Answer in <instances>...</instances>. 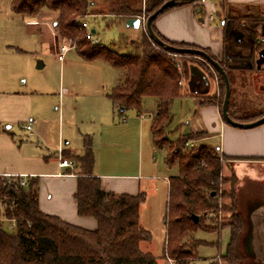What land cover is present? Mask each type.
<instances>
[{
    "label": "trees",
    "instance_id": "16d2710c",
    "mask_svg": "<svg viewBox=\"0 0 264 264\" xmlns=\"http://www.w3.org/2000/svg\"><path fill=\"white\" fill-rule=\"evenodd\" d=\"M165 1L10 0V7L14 14L29 18L36 17L41 11L55 13L58 36L60 39L69 40L81 58L87 61L101 58L111 67L120 69L121 79L106 95L119 115L130 109L140 111L143 98H154L156 107L151 117L150 137L153 148L157 150L162 148L165 140L161 133L169 127L173 118V101L182 96L178 81L181 77L187 78V64L194 61L192 58H198L205 70L211 68L216 73L219 97L216 100L211 97L202 103L216 104L219 109L224 99L221 74L196 54L164 49L147 36L144 28L138 39L128 40L123 37L119 44L108 46L88 37V30L82 23L86 22L84 19L89 16L123 23L136 17L144 21ZM201 1L185 3L193 4L197 15L201 16ZM212 1L217 9L222 11L221 13L217 10L216 15L220 21L223 20L225 37L233 27L250 33L253 21L263 17L243 14L239 7L264 6L234 5L227 0ZM156 17L151 21V28L165 43L179 48L200 49L193 44L165 39L155 29ZM243 20H246V25L241 22ZM241 24L245 26L241 27ZM250 34L254 47L249 56L254 57L255 52L264 48V38L258 43L257 34ZM201 50L216 60L207 49ZM247 57L233 59L242 60ZM228 58L224 57L218 61L227 77L230 68ZM227 113L237 122L257 118V115L245 116L231 103L230 98ZM196 134L206 136V133L191 132L180 135L191 140ZM160 135L162 137H159ZM180 146L175 147L171 155L164 156L166 166L170 168L176 165L177 172L168 177L163 257L171 260L173 264H193L197 259V246L207 243L194 239L192 233L198 228L213 231L228 227L229 241L225 253L220 257L227 264H252L251 256L244 251L243 239L248 232V221L237 208L235 176H231L230 191L220 194L230 200L229 222L218 227L216 222L206 223L205 216L221 206L218 201V189L227 180L221 175L222 163L226 157L219 152L218 146L210 144L192 146L187 152H182ZM93 165L91 139L86 138L83 142V152L74 155V167L67 173L72 172L74 168L78 170L73 195L76 211L79 216L95 219L94 229L79 227L56 215L42 212L38 206L36 177L27 178L25 185H20L21 177L7 178L0 175V264H157L154 255L139 248L140 241L150 239L149 231L143 228L138 220L139 206L145 199V193H114L103 190L100 179L93 175ZM212 192L214 194H211ZM192 215L198 216L196 222L192 220Z\"/></svg>",
    "mask_w": 264,
    "mask_h": 264
},
{
    "label": "crops",
    "instance_id": "0c3cea01",
    "mask_svg": "<svg viewBox=\"0 0 264 264\" xmlns=\"http://www.w3.org/2000/svg\"><path fill=\"white\" fill-rule=\"evenodd\" d=\"M227 2L234 5L264 6V0H227ZM200 3L203 6V15L201 16L197 15L193 4L184 3L170 7L156 17L154 21L156 31L169 41L189 43L200 49H207L217 62L224 57H229L228 67H230L231 75L229 96L231 100L233 98V102L238 108L243 107L244 99L248 98L249 100L256 96L264 99V63L256 62L259 57L258 53L256 57H253V64L245 63L244 58L243 61H234L233 57L249 56L250 41L234 32L225 37L221 21L216 15L218 9L215 3L212 0H202ZM140 19V25L135 29L141 33L143 19ZM56 24L57 15L50 11H41L30 22H27V25L36 31L46 30L49 49L57 56L61 39L57 34ZM92 30L90 31L92 32ZM254 30L260 38L264 32V25L257 23ZM16 50L22 51L19 48ZM3 52L4 49L0 48V175L7 178L21 177V180L24 181L27 178L36 177L38 179V206L42 212L56 215L79 227L94 229L96 227L95 219L79 216L76 211L73 197L76 189V173H67L71 169L60 168L57 157L52 156V153L37 152V145L31 141L22 140L18 134L19 131H25L23 125L27 122L28 117L32 118V129L35 120L30 115L29 92L14 84L11 76L3 75L5 66L1 63ZM63 59L58 60L63 61ZM188 72V78L184 82L188 91L182 96L192 98L194 104L190 132L206 133L208 142L215 138L219 139V151L226 157L222 163L221 175L226 177L229 172V175L235 176L237 179V208L247 219L248 228L252 224L254 228L263 229L264 185L261 183L259 189L257 183L260 180L264 182V122L249 128L231 126L223 119L221 109L216 104L202 103L209 99L206 97L207 95L218 94L219 85L214 70L211 68L205 70L193 61L189 62ZM121 76L122 71L119 73V77ZM212 97L217 98L216 95ZM154 106V101L146 109L141 104L140 111L130 109L125 111L128 112L126 115H119L112 108L109 118H106V111L103 112L105 117L98 127L102 132V139L107 138L110 146L104 164L96 160L92 148L93 143H91L94 154L93 175L100 179L103 190L114 193L136 194L141 191L145 193V199L139 206L138 216L139 224L145 229L147 228L142 222V209H144V204L149 196V187L153 186L155 180H158L162 175L152 156L147 163H143L142 160L145 131L149 134L146 142L147 148L151 152L155 151L150 137V123ZM145 110L146 113H144ZM254 113L256 112L249 111L243 114L250 116ZM59 151L62 156L76 154L67 149L59 148L57 152ZM162 180L168 191V176L164 175ZM244 183L249 184V189L246 192L247 199L241 204V188ZM263 239L259 240L257 236L256 241L262 243ZM150 240L151 238L140 241V250L154 255L157 264H159L158 257H162L163 264H173L171 260L164 258L162 253L159 256L153 252ZM219 257L220 255L212 258L211 262Z\"/></svg>",
    "mask_w": 264,
    "mask_h": 264
},
{
    "label": "rangeland",
    "instance_id": "374dc122",
    "mask_svg": "<svg viewBox=\"0 0 264 264\" xmlns=\"http://www.w3.org/2000/svg\"><path fill=\"white\" fill-rule=\"evenodd\" d=\"M239 8L242 9L243 14L264 15V7ZM219 11L222 13L221 10ZM32 19L14 14L10 7V0H0V48L4 49L1 63H3V66L5 65L3 75L5 77L11 76L14 84L29 92L30 115L35 120L31 134L25 131H19L18 134L22 140L31 141L37 145V152L39 151L42 154L52 153V156L55 157L59 155V152H57L59 148L71 150L76 153L75 155L81 154L83 152V142L86 138H89L93 143L92 148L96 160L104 164L110 146L107 138L102 139V132L98 125L105 117L103 112L106 111V118L110 117L109 112L113 107L106 95L115 82L118 80V83L121 79L119 77L121 70L111 67L101 58L92 61L84 60L77 54L74 45L64 56L63 61H59L57 56L49 49L46 30L36 31V29H32L27 25V22ZM84 20L87 23V30H94V33L91 32L92 38L108 46L119 44L123 37L128 40L139 38L140 31L127 27L125 22L104 21L100 17L91 16L86 17ZM241 22L245 24L246 20ZM16 48L21 49L23 52L16 50ZM121 49L123 48L121 47ZM257 53L255 52L254 57L257 56ZM192 59L200 65L198 58ZM39 62L42 67H37ZM188 65L189 63L187 68ZM230 76L229 73V83ZM187 78L181 77L179 80L181 84L178 83L182 95L188 91L187 86L184 84ZM219 92L220 90H218V94H209L206 97L211 98L216 95L218 99ZM248 97L251 98V96ZM152 101L156 102L152 97L143 98V108H148ZM243 102V107L238 108L234 104L233 98L231 100V103L240 112H245V114L249 111L256 112L250 116L257 115V118L264 116V99L256 96L249 100L248 98L247 100L244 99ZM155 107H153V112H155ZM193 111L192 98L181 96L174 99L171 108L172 121L169 127L161 133L165 137L161 149L151 152L146 144L149 134L145 131L146 137L144 135L143 163H147L152 156V159L156 162V167L162 174L158 180H155L153 186L149 187V196L144 204V209H142L143 225H146L150 233L153 252L159 256L161 253L163 255L165 246L166 226L164 215L168 200V191L162 178L164 175L169 177L177 172L176 165L170 168L166 166L164 156L171 155L173 149L178 145L182 146V152H187L190 147H198L202 143L219 147L218 138L208 142L205 135H193L191 140H187L180 135L181 133L190 132ZM115 112L118 113L116 110ZM127 113L124 112L123 114L126 115ZM144 113H146V110ZM161 135L159 137H162ZM65 157L74 161V155ZM72 172H78L77 168H74ZM222 177L227 180L218 189V201L221 206L205 216L206 223L213 224V222H216L217 227L220 224L228 223L230 219V213L228 212L230 200L227 196H221L220 194L223 191L225 194L230 191L232 180L229 172L226 177ZM261 183L264 185L261 180L257 183L259 189ZM241 189V204H243L247 199L246 192L249 189V184L244 183ZM192 236L196 240L207 243L197 246V259L193 263L211 264L212 258L225 253L230 231L227 227L213 231L198 228L192 233ZM161 258L158 257L159 264H163ZM212 264L227 263L219 257L214 259Z\"/></svg>",
    "mask_w": 264,
    "mask_h": 264
},
{
    "label": "water",
    "instance_id": "95a60500",
    "mask_svg": "<svg viewBox=\"0 0 264 264\" xmlns=\"http://www.w3.org/2000/svg\"><path fill=\"white\" fill-rule=\"evenodd\" d=\"M195 0H166L164 3H162L158 9H156L153 13H151L149 16L146 17V19L143 21V28L147 34V36L163 47L164 49H169L177 52H190L193 54H196L202 58H204L206 61H208L212 66H214L218 72L221 74L223 83H224V99L223 103L221 106V115L223 119L230 124L231 126L238 127V128H249V127H254L257 126L261 123L264 122V116L259 117L253 121L250 122H237L233 119H231L227 113V103L229 100V93H230V83L227 77L226 72L224 71L223 67L219 65V63L216 60H213L208 54H206L203 50L201 49H196V48H179V47H174L172 45H169L165 43L163 40H161L152 30L151 28V21L160 13H162L165 9L173 7L178 4H182L185 2H192ZM141 19L136 17V18H129L125 21V24L127 27H133L137 28L140 25ZM223 24V20L221 21V25ZM93 32V30H92ZM258 60L256 61L258 64L259 63H264V48L261 49L258 52ZM42 64L39 62L37 67H41ZM7 127V126H6ZM211 194H214L213 192ZM192 220L196 222L198 220L197 215H192L191 216ZM257 236L259 237V240L264 238V227L263 229L259 228H254L252 224H250L248 228V232L246 234V237L244 238V251L248 253L251 256L252 259V264H264V242H258L256 241ZM264 241V239H263ZM258 243V244H257ZM259 247V248H258Z\"/></svg>",
    "mask_w": 264,
    "mask_h": 264
},
{
    "label": "built area",
    "instance_id": "2783aa9c",
    "mask_svg": "<svg viewBox=\"0 0 264 264\" xmlns=\"http://www.w3.org/2000/svg\"><path fill=\"white\" fill-rule=\"evenodd\" d=\"M210 18H213V17H210ZM82 25L87 28V23L84 21L82 23ZM87 36L92 38V34H91V31L88 30L87 32ZM72 47L71 43L69 40H62L59 47H58V50H57V57L59 60H62L63 59V56L64 54ZM179 84H181V81L178 82ZM31 122H32V118L31 117H28L27 119V122L23 125V129L28 132V133H32L33 132V129H32V126H31ZM57 160H58V166L60 168H67V169H72L74 167V161L70 158H67L65 156H62L61 155V152L59 151V155L57 156ZM20 185H24L25 184V181L24 180H21L20 182Z\"/></svg>",
    "mask_w": 264,
    "mask_h": 264
},
{
    "label": "flooded vegetation",
    "instance_id": "af4514ba",
    "mask_svg": "<svg viewBox=\"0 0 264 264\" xmlns=\"http://www.w3.org/2000/svg\"><path fill=\"white\" fill-rule=\"evenodd\" d=\"M257 23H262L263 25H264V15H263V17L261 18V19H257V20H255V21H253V23H252V25L250 26L251 28H250V31L249 30H247V31H249L250 33H256L255 32V30H254V26L257 24ZM241 27H244L245 25L244 24H241L240 25ZM238 33V34H240V35H242L243 37H245L246 39H248L249 41H250V46H251V50H252V47H254V42H253V39L251 38V34L250 33H246V31L245 32H243L242 30H240L239 28H237V27H233V28H231L230 30H229V32H228V35L227 36H229V35H231V33ZM261 38V39H260ZM260 38H259V36H257V39H258V43H260V42H262V40H263V38H264V32H263V34H262V36H260ZM251 53V52H250ZM250 55V54H249ZM236 59H234V61H235ZM237 60H240V59H237ZM253 60H254V58H253V56L251 55V56H249V57H247V58H244V61H245V63H250V64H253ZM242 61H243V59H242Z\"/></svg>",
    "mask_w": 264,
    "mask_h": 264
}]
</instances>
